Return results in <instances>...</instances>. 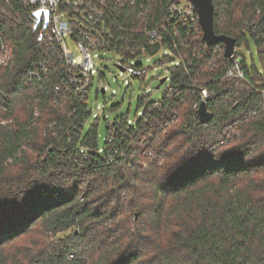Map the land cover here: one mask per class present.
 <instances>
[{
  "label": "trees",
  "instance_id": "trees-1",
  "mask_svg": "<svg viewBox=\"0 0 264 264\" xmlns=\"http://www.w3.org/2000/svg\"><path fill=\"white\" fill-rule=\"evenodd\" d=\"M174 1L151 0L146 18H136L125 0V27L113 31L128 43L118 45L138 38L145 55L161 49L157 61L178 63L167 68L160 100L141 99L132 121L113 119L116 136L99 147L96 124L85 131L86 100L67 90L63 76L29 79L41 46L20 0H0V32L14 55L0 66V252L40 224L61 243L40 264H264V0H212L214 32L257 45L259 67L251 58L246 68L258 90L225 79L223 45L203 42L199 24L196 37L186 36L176 14L161 42L148 43L140 29L165 25ZM171 26L180 38L167 34ZM201 88L210 94L207 123L193 109ZM254 104L263 106L259 114L232 127L236 136L221 137ZM125 208L138 218L119 244L111 220ZM77 239L97 243L91 263L73 254ZM0 264H8L1 255Z\"/></svg>",
  "mask_w": 264,
  "mask_h": 264
},
{
  "label": "built area",
  "instance_id": "built-area-1",
  "mask_svg": "<svg viewBox=\"0 0 264 264\" xmlns=\"http://www.w3.org/2000/svg\"><path fill=\"white\" fill-rule=\"evenodd\" d=\"M20 2L27 20L35 32L36 41L41 46L37 66L27 73L29 79H41L49 73L63 76L61 83H65L67 90L78 95L81 100L87 99L88 90L94 77L93 65L89 55L91 51L108 50L120 54L122 61L117 65L132 77H144L147 67L135 63L124 64L126 60H141L142 57L150 60L158 52H162L160 49L157 53L145 55V48L138 38L131 41L132 46L130 47L118 45L128 43L127 38L122 35L123 32H119V35H117L113 31V29L121 31L122 27H125L124 23L127 20L126 8L123 5L125 0H20ZM150 2L151 0H129L131 15L136 18H146L149 10H151ZM37 11L41 13L39 17L35 15ZM166 12L168 18H166L167 23L165 25L152 28L142 26L140 29V32L148 38L149 44L161 42V33L166 32V26L172 24V14H176L179 22L185 28L186 36L193 33L196 37L198 17L188 0H185V3L182 4L180 0L171 2L166 8ZM119 22H122V24ZM170 28L171 32L167 34H173L175 37L180 38L178 32L175 29L172 30V26ZM67 38L75 41L80 53V60H75L74 54L67 46ZM242 46L235 44L232 55L227 58L230 60V64L226 68L223 77L227 80L246 83L250 89L258 90L257 86L248 77L246 67L250 68V62L240 49ZM13 59L12 46L10 42L3 40L0 32V66L11 65ZM259 71H262L261 68H259ZM170 88L168 86V89ZM54 89L59 91V85H55ZM260 91L264 95V89ZM0 96H3L1 92ZM209 96L207 89L201 88L199 100L193 104V109L197 111L201 101H205L207 105ZM235 96H238V94L235 93ZM233 103L237 105L239 102L235 99ZM207 109L209 110L208 106ZM262 109L261 104H254L243 110L231 124L223 129L221 137L236 136L237 130L230 131L231 128L256 116ZM209 111L211 112V110ZM174 118L175 115L173 114L172 120ZM169 122V120L163 121L160 128H165ZM106 127H109L106 139L112 142L116 136L118 126L115 125L113 120L107 123ZM114 152H118V149L115 148ZM119 153L120 155L124 154L122 150Z\"/></svg>",
  "mask_w": 264,
  "mask_h": 264
},
{
  "label": "rangeland",
  "instance_id": "rangeland-1",
  "mask_svg": "<svg viewBox=\"0 0 264 264\" xmlns=\"http://www.w3.org/2000/svg\"><path fill=\"white\" fill-rule=\"evenodd\" d=\"M180 2L181 4L185 3V0H180ZM66 43L74 54L75 60H80V53L75 41L67 38ZM240 49L247 57L248 62L252 58L259 67L257 45L253 40H250L249 48L243 45ZM163 52H158L150 60L142 57L141 60L129 59L124 62V64H134L137 61H141L143 66L148 67L146 74L142 78L132 77L125 71H121L117 64L122 61V56L116 52L93 50L89 53L94 77L86 99L91 113L85 122V131L96 124L99 147L104 145L107 135V123L112 122L113 119L121 115H125L129 121H132L144 109V105L140 102L141 99L145 100V104L160 100L166 83L161 84L157 88L158 81L163 76H166L167 68L178 63L177 59L172 60V62L157 61L161 59ZM101 88L104 89L103 93ZM124 199L126 198L124 197ZM124 201L127 202L128 200ZM133 212L125 208L123 213L111 220L112 225L116 224L119 228L115 234L119 244L127 242L130 236L129 228L134 229L133 223L137 221L138 212H134L137 214L134 217L135 219H133ZM103 228L106 230L108 227L105 225ZM75 233H78V231L76 230ZM112 233L108 230L100 238L106 240L107 236ZM66 240L71 241L73 237L66 238ZM89 241L90 239L81 243V240H74L70 248H74V255L81 253L85 256L87 262L91 263L93 260L92 248H97V243ZM60 244L54 232L46 230L40 224H35L11 243L3 246L2 248L5 249L0 252V255L7 260L8 264H13V261H19L21 264H40L41 258L57 250V248H61ZM119 244H117V247ZM14 258L15 260H13Z\"/></svg>",
  "mask_w": 264,
  "mask_h": 264
},
{
  "label": "water",
  "instance_id": "water-1",
  "mask_svg": "<svg viewBox=\"0 0 264 264\" xmlns=\"http://www.w3.org/2000/svg\"><path fill=\"white\" fill-rule=\"evenodd\" d=\"M193 7L198 17V24L202 31V39L207 45H215L221 43L224 49V56L230 57L233 53L235 46V39L225 35H219L214 32L213 20H214V6L212 0H188ZM117 67L123 71L119 65ZM166 76H163L158 81L157 88L160 87L166 81ZM101 92L104 89L101 88ZM198 122L207 123L212 119V113L207 109L205 101H201L199 108L196 111Z\"/></svg>",
  "mask_w": 264,
  "mask_h": 264
},
{
  "label": "snow or ice",
  "instance_id": "snow-or-ice-1",
  "mask_svg": "<svg viewBox=\"0 0 264 264\" xmlns=\"http://www.w3.org/2000/svg\"><path fill=\"white\" fill-rule=\"evenodd\" d=\"M35 15H36L37 17H39V16L41 15V13H40L39 11H37V12L35 13Z\"/></svg>",
  "mask_w": 264,
  "mask_h": 264
}]
</instances>
